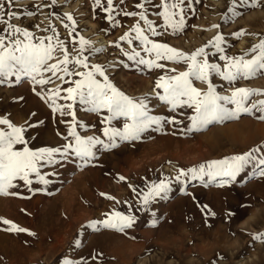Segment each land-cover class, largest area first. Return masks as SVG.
I'll return each mask as SVG.
<instances>
[{
  "label": "snow or ice",
  "instance_id": "1",
  "mask_svg": "<svg viewBox=\"0 0 264 264\" xmlns=\"http://www.w3.org/2000/svg\"><path fill=\"white\" fill-rule=\"evenodd\" d=\"M16 3L17 0H0V87L28 84L48 110V120L56 125V135L63 143L38 144L45 119L17 125L10 113L0 114V197L30 200L37 194L53 196L59 190L55 186L66 182L62 170L72 166L75 171L71 175L75 176L77 171L102 167L99 161L103 155L125 144L134 149L138 143L155 139V134L193 139L243 117L264 122V98H259L264 97V90L237 86L240 81L264 77V34L243 27L231 33L223 31V25L235 23L248 10L264 7V0H229L223 25H211L216 35L191 52L171 45L165 38H177L196 27L189 21L199 18L202 0H137L134 10L128 9L126 0H91L93 18H102L107 25L101 29L105 35L124 26V18L132 20L127 30L111 42L110 47L116 51L106 63H93V59L108 49L97 47L82 34L86 29L79 28L73 13L58 10L70 0L64 5L59 0H44L34 3L33 9L20 10L15 9ZM45 9L48 24L44 27L34 24L30 29L13 22L44 15ZM245 36L259 42L243 54L231 55V41ZM120 70L159 74L152 92L130 96L114 82L112 74ZM161 108L165 112L160 113ZM78 111L94 114L97 123L78 118ZM30 116L36 117L37 113ZM217 138L222 139L223 134ZM166 163L173 165L174 174L150 169L151 177L141 176L140 183H133L123 174H110L117 184L130 190V197L120 200L99 192L113 206L102 218L82 224L72 247H84L81 238L87 230H106L136 239L130 233L142 217H146V227H159L165 217L155 205L170 201L177 188L180 194L195 200L189 189L198 185L205 189L245 187L249 170L252 178H264V141L246 151L189 167L174 165L172 160ZM261 205L264 200L244 202L239 208L250 215ZM197 208L205 227L211 228L210 221L218 218V213L206 203H198ZM236 215L235 210L227 209L223 219L230 224ZM185 219L191 222L194 217ZM0 231L38 238L36 232L4 217H0ZM244 234L251 237L250 246L264 243V231ZM104 258L102 252L94 251L79 258L66 255L58 264H103ZM224 259L218 253L211 264Z\"/></svg>",
  "mask_w": 264,
  "mask_h": 264
},
{
  "label": "rangeland",
  "instance_id": "2",
  "mask_svg": "<svg viewBox=\"0 0 264 264\" xmlns=\"http://www.w3.org/2000/svg\"><path fill=\"white\" fill-rule=\"evenodd\" d=\"M43 2L44 0H17L14 7L17 10L33 9L34 3ZM59 2L64 5L66 0ZM136 2L137 0H126L128 9L134 10ZM228 6L229 0H202L198 6L199 18L194 17L189 21L196 27L187 29L185 34L177 38L165 39L171 45L189 52L203 46L216 35V30H211V25H223V13ZM58 10L73 13L78 20L79 28L86 29L82 34L86 38H91L97 47L108 49L107 52L98 54L93 63H106L112 59L110 54L116 50L110 47L111 42L122 35L132 23L130 18H124V26L112 34L105 35L101 29L107 25L102 18H93L91 0H70L66 7ZM47 12L45 9L44 15L16 19L13 22L30 29L34 24L44 27L48 24ZM242 27L249 32L264 34V7L248 10L235 23L223 25V31L231 33ZM204 29L209 30L203 31ZM231 42L234 46L229 53L240 55L259 41L245 36L239 41ZM179 70L183 71L185 68L179 67ZM158 74L140 75L135 71L120 70L112 75L114 82L126 94L139 96L153 91ZM214 82L219 81L214 78ZM237 86L264 90V77L240 81ZM20 97L23 99H18ZM32 112H36L37 116L31 117ZM159 112L163 113L165 109L161 108ZM8 113L17 125L34 119L46 120V127L39 130V145L55 146L63 143L56 135V125L48 120V110L31 93L28 84L17 88L0 87V114ZM78 118L89 124L97 123L94 114L78 111ZM59 131H64L63 126H60ZM219 134H223L222 139L217 138ZM262 141L264 122L249 117H243L239 122L222 128H213L210 132L196 135L193 139L155 134V139L138 143L134 149L125 144L119 150L103 155L99 161L102 167L77 171L75 176L71 175L75 171L72 166L62 170L66 182L62 186H55L59 190L53 196L37 194L30 200L0 197V217L11 219L29 228L36 232L38 237L0 231V264H58L66 255L70 258H79L90 256L94 251L104 254L103 264H211L218 253L225 257L219 264H264V243L250 246L253 245L251 237L244 234L264 231V215L254 222H247L250 215L247 214V210L242 211L239 208L244 202L256 203L264 200V178H252L250 170L249 174H245L248 181L245 187L205 189L198 185L194 189L190 188L189 191L195 196V200L180 194L177 188L170 201L155 205L156 210L165 217L159 227H146V217H142L130 233L136 239H129L106 230L100 233L87 230L86 235L81 238L84 247L82 249L72 247L80 226L92 219L102 218V214L110 211L113 206L101 198L99 192L114 195L120 200L130 197V190L123 184H117L110 174H123L133 183H140L141 176L151 177L150 169H161L165 173L174 174L173 165L166 163L168 160H172L174 165L189 167L208 159L246 151ZM198 203H206L218 213V218L210 221L211 228L205 227L204 219L197 208ZM227 209L237 212L230 224L223 219V213ZM189 215L194 219L186 222L185 218ZM230 229L236 233L235 236L230 234ZM2 247L6 248L7 252L2 251ZM35 255L40 257L37 258ZM252 257L257 259L251 260Z\"/></svg>",
  "mask_w": 264,
  "mask_h": 264
},
{
  "label": "clouds",
  "instance_id": "3",
  "mask_svg": "<svg viewBox=\"0 0 264 264\" xmlns=\"http://www.w3.org/2000/svg\"><path fill=\"white\" fill-rule=\"evenodd\" d=\"M262 215H264V205H261L253 210V212L248 217L247 222H254L259 219ZM251 260L257 259V257L250 258Z\"/></svg>",
  "mask_w": 264,
  "mask_h": 264
},
{
  "label": "bare ground",
  "instance_id": "4",
  "mask_svg": "<svg viewBox=\"0 0 264 264\" xmlns=\"http://www.w3.org/2000/svg\"><path fill=\"white\" fill-rule=\"evenodd\" d=\"M103 42H104V41H103ZM100 43H101V42H100ZM245 124H246V123H245ZM245 124H244V125H245ZM247 125H248V124H247ZM247 125H246V126H247ZM256 135H257V134H256ZM250 138H251V137H250ZM252 141H253V140H252ZM69 227H70V226H69ZM43 233H44V232H43ZM56 237H57V236H56ZM8 246H9V245H8ZM13 248H14V247H13ZM13 248H11V249H12V251H14V250H13ZM19 248H20V247H19ZM46 249H47V248H46ZM1 250H2V251H4V252H7V249H6V248H4V247H2V248H1ZM20 251H21V250H20ZM16 252H18V251H16ZM19 253H20V252H19ZM15 254H16V253H15ZM46 254H47V253H46ZM16 255L18 256V254H16ZM35 256H36V255H35ZM12 257H13V256H12ZM15 257H16V256H15ZM36 257H37V256H36ZM39 257H40V256L38 255V257H37V258H39ZM2 259H3V258H2ZM11 259H12V258H11ZM13 259H14V258H13ZM6 262H8V263H9V261H6ZM11 262H13V261H11ZM11 262H10V263H11ZM12 264H14V263H12Z\"/></svg>",
  "mask_w": 264,
  "mask_h": 264
}]
</instances>
